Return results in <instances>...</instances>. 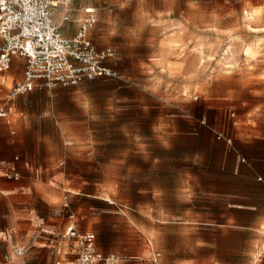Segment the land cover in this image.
<instances>
[{
	"label": "rangeland",
	"instance_id": "1",
	"mask_svg": "<svg viewBox=\"0 0 264 264\" xmlns=\"http://www.w3.org/2000/svg\"><path fill=\"white\" fill-rule=\"evenodd\" d=\"M87 7L94 43L116 51L109 65L125 81L38 88L16 101L12 127L0 120L1 152L22 175L0 177V264H55L51 245L69 264L71 226L118 264L171 262L181 236L228 246L213 239L235 234L226 195L264 162V0H75L72 22ZM22 71L15 61L10 79ZM11 183L20 188L7 195ZM28 219H43L47 243L16 229Z\"/></svg>",
	"mask_w": 264,
	"mask_h": 264
},
{
	"label": "built area",
	"instance_id": "2",
	"mask_svg": "<svg viewBox=\"0 0 264 264\" xmlns=\"http://www.w3.org/2000/svg\"><path fill=\"white\" fill-rule=\"evenodd\" d=\"M74 1L0 0V88L14 81L9 73L15 61L23 66L21 78L8 88L0 105V120L10 123L17 113L16 101L38 88L78 86L100 78L125 81L109 65L116 51L111 47L100 49L93 41L92 33L98 24L96 9L85 8L77 29L68 35ZM0 177L10 181L22 178L13 164L2 159ZM62 240L75 257L71 264H118L122 260L116 254L101 252L93 232L72 227ZM27 251L19 247L16 256L25 257Z\"/></svg>",
	"mask_w": 264,
	"mask_h": 264
},
{
	"label": "crops",
	"instance_id": "3",
	"mask_svg": "<svg viewBox=\"0 0 264 264\" xmlns=\"http://www.w3.org/2000/svg\"><path fill=\"white\" fill-rule=\"evenodd\" d=\"M81 19H76L72 23H76L78 27ZM74 32L73 30L72 33L70 32L68 35H72ZM17 62L19 63V61ZM1 89L5 88H0V90ZM11 122L6 123L12 127ZM12 157L13 155L11 153L3 154L0 149V159L13 164L20 172L18 167L19 157H15L14 160H12ZM240 157L239 155L237 160L238 164L240 162L243 164L246 163V159H240ZM251 157H253V155H251ZM242 160L244 161L242 162ZM243 173L244 175L241 177L245 179V187L242 190H236L226 195L229 208L227 226L234 229L235 234L213 238L228 240L229 245H221L215 241L210 243L196 240L199 239V237L192 235L181 236V239L186 240L183 241V243H188V245L182 247L180 251H171L169 254L173 255L174 259L169 262V259L166 258L165 264H264V162H260L258 159L251 160ZM19 188L17 184L11 183L6 186L4 192L7 193V195H12L15 194ZM41 220L42 223H39V225L32 224V219L29 220V223L25 220H20L15 223V227L20 232H26L28 237L30 231L33 230L35 233L41 230L38 229L41 228L43 224V219ZM68 223H66V225H68ZM72 227L75 226L68 227L66 231ZM41 232L44 233L45 236V242L43 243H47L46 239H50L52 233L44 230V228H42V231L39 233ZM23 246L27 248V245ZM67 249L69 252L64 254V256H66L64 258L72 259L69 261V264H71L75 257L71 253L69 247ZM47 250L50 255L49 258H52L55 264H64L63 262L65 261L63 259H58L61 249L58 250L55 246L51 245L47 246ZM160 257V254L155 257L154 262L156 264Z\"/></svg>",
	"mask_w": 264,
	"mask_h": 264
}]
</instances>
